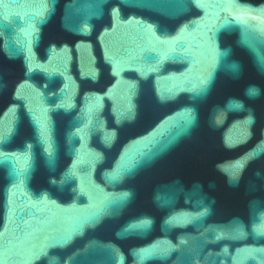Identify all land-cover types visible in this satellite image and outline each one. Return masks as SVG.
I'll use <instances>...</instances> for the list:
<instances>
[{"label": "water", "instance_id": "obj_1", "mask_svg": "<svg viewBox=\"0 0 264 264\" xmlns=\"http://www.w3.org/2000/svg\"><path fill=\"white\" fill-rule=\"evenodd\" d=\"M0 264H264V0H0Z\"/></svg>", "mask_w": 264, "mask_h": 264}]
</instances>
